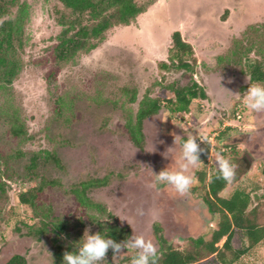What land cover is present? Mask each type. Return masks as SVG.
<instances>
[{"label":"rangeland","instance_id":"1","mask_svg":"<svg viewBox=\"0 0 264 264\" xmlns=\"http://www.w3.org/2000/svg\"><path fill=\"white\" fill-rule=\"evenodd\" d=\"M21 1L29 8L25 67L9 96L30 138L22 141L13 136L6 116L0 114V181L6 183L4 191L0 188V264L15 254L24 255L27 264H54V235L30 234V228L40 225L39 218H32V209L18 199V193L35 182L28 179L33 174L28 167L33 159L37 164L36 181H56L46 185L38 203L50 208L52 218L67 222L68 234H62V243L72 249H78L86 230L93 235L99 233L100 223L126 226L131 236L150 239L157 250L156 223H161L166 238L180 249L191 238L209 237L217 217L209 212L201 196L190 191L181 197L171 186H150L161 170H179L182 138L207 137L210 147L201 144L207 149L201 160L207 158L212 169L221 146L216 137L227 131L221 151L239 167L225 194L246 179L250 189L258 186L253 202H257L256 195L264 197V111L251 112L243 102L248 87L256 84L249 80L248 69L264 56V0H156L136 22L110 28L99 47L82 55L78 64L61 70L54 88L46 81L51 63L43 59L49 57L48 48L61 31L55 15L58 3ZM16 10L13 7L10 16ZM176 30L193 45L198 58L193 74L159 67L163 61L169 63L168 49ZM245 41L254 45V50L240 63L233 62L232 52ZM261 45L259 53L257 47ZM192 80L206 90L207 98L195 101L189 112L174 116L163 107L143 122V145H135L124 125L126 112L119 101L122 88L137 89V100L125 106L135 114L147 89L152 97H170L166 85L175 82L182 86ZM98 88L102 90L97 98L100 102L89 97H96ZM65 92L76 95L73 111L77 118L69 124L55 118V99ZM3 99L0 95V105ZM169 148L173 149L167 152ZM43 150L56 152L59 163ZM196 168L189 174L193 176ZM91 178H108V183L87 192L104 213L81 206L71 190ZM92 216H97L96 220ZM233 244L239 248L240 237H235ZM124 252L114 260L110 249L104 264H128V259L137 254L131 248ZM252 254L244 258L245 264H264V243Z\"/></svg>","mask_w":264,"mask_h":264},{"label":"trees","instance_id":"2","mask_svg":"<svg viewBox=\"0 0 264 264\" xmlns=\"http://www.w3.org/2000/svg\"><path fill=\"white\" fill-rule=\"evenodd\" d=\"M55 1L58 3V6L55 7L56 22L61 26V31L54 37L56 41L48 48V50L50 49L49 57L43 59L51 63V68L46 73V81L49 86H56L55 81H57L58 73L61 70L67 66L78 64L82 55L90 54L99 47L105 41L106 33L110 28L117 25L127 26L136 22L137 18L146 13L156 2V0L145 2L139 0ZM13 7H17V10L14 16H10ZM228 12L229 10L226 9L225 14ZM225 14L223 18H225ZM28 18L29 8L25 1L0 0V95L4 98L0 105V114L6 116L12 135L22 141L28 140L30 137L27 135L24 121L19 116L20 111L14 105L13 97L9 95L14 81L25 67L23 53L26 45L25 34ZM246 41L232 52L234 54L233 62L240 63L254 50V45H247ZM261 46L257 47L259 53L263 50V45ZM218 58L223 60L222 56ZM168 60L169 63L163 61L159 64L161 70H185L192 74L197 70L198 58L195 55L193 45L182 37L179 30L172 34ZM248 74L252 83L264 82V56L262 59L256 60L248 69ZM156 83L161 84L160 82ZM165 88L170 90L172 96L152 97L150 89H147L138 103L135 114L132 113L131 107L125 106L128 105L127 103L137 100L138 91L136 88L128 86L122 88V96L119 101H121L120 107L126 112L124 125L132 142L139 147L144 142L143 122L147 118L159 113L163 107L167 108L173 116L179 112H189L195 101L199 102L207 98L206 90L195 80L182 86L172 82ZM101 92L102 90L98 88L96 97L94 95L89 97L100 102L97 98ZM75 96L65 92L55 99L56 120H63L69 124L71 120L77 118L73 111ZM233 115L237 117L236 110H234ZM240 117L238 115V118ZM230 129L227 127V130ZM226 134L227 131H221L216 137L221 146H223V136ZM185 140L186 138H182V143ZM221 146L218 148V152L225 155V152L221 151ZM43 151L48 157L54 158L59 163L56 152ZM231 151L234 153L236 149L232 147ZM202 162L194 171L193 177L196 182L191 192L201 196L207 204L209 212L217 217L216 224L212 227L208 238L204 236L191 238L187 246L180 249L166 238L161 223H156L155 232L159 243L158 253L160 254L158 264H243L244 258L252 256L255 247L264 243V197L261 198L256 195L257 202H253L258 186L250 189L247 180L242 179L235 184L228 194H225L229 183L217 178V166L213 165L210 169L207 158H204ZM36 166V160L33 159V162L28 166L33 174L28 179L35 180V182L18 193L19 203L32 209V218H39L40 225L30 228L29 233L41 237L51 232L56 244L54 264H64V253L77 249H72L71 245L63 246L62 234H68L67 222L52 218L50 208H45L38 203L40 193L43 192L46 185L49 183L56 184V181H47L44 178L36 181ZM262 173L264 175V168ZM106 183H108V178H91L80 182L71 190L75 193L81 206L89 209L97 208V210L102 211L101 213H104L105 210L103 211L102 206L93 203L87 192L94 186ZM5 185V181H0V188L3 191ZM92 217L95 220L97 218V216ZM99 233L117 243L131 237V230L117 223H100ZM237 236L240 237L241 242L239 248L233 244ZM222 240L224 242L220 245ZM128 260V264H131L130 259ZM5 264H27V259L22 254H15Z\"/></svg>","mask_w":264,"mask_h":264},{"label":"clouds","instance_id":"3","mask_svg":"<svg viewBox=\"0 0 264 264\" xmlns=\"http://www.w3.org/2000/svg\"><path fill=\"white\" fill-rule=\"evenodd\" d=\"M231 82V81H229ZM244 106L251 112L264 111V84L256 83L250 85L244 95ZM175 137V133H172ZM199 140V143H198ZM201 144L209 145L207 137L190 136L182 144L180 156L179 170L169 171L161 170L159 174H155L156 183L150 185L156 187V184L171 186L181 197L190 193L195 178L189 174L191 168L198 167L202 164L201 155L207 154V149L201 147ZM173 148H169L170 152ZM166 156V155H165ZM168 157V156H166ZM211 159V155L209 157ZM217 178L222 179L227 183H232L237 177L239 165L226 158L220 152L216 153ZM83 241L82 243H80ZM79 243L76 251L65 252L63 255L64 264H104L107 261V255L111 249L113 259L125 254V249H136L137 254L132 257L131 264H158L160 254L156 245L142 235H132L125 241L117 243L111 238H105L100 233L90 234L85 231L83 239Z\"/></svg>","mask_w":264,"mask_h":264},{"label":"flooded vegetation","instance_id":"4","mask_svg":"<svg viewBox=\"0 0 264 264\" xmlns=\"http://www.w3.org/2000/svg\"><path fill=\"white\" fill-rule=\"evenodd\" d=\"M248 77H249V74L247 75ZM249 80H250V77H249ZM251 81V80H250ZM27 263H28V261H27Z\"/></svg>","mask_w":264,"mask_h":264}]
</instances>
